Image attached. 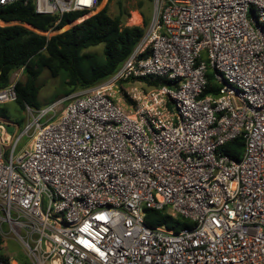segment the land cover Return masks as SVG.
<instances>
[{
    "label": "built area",
    "instance_id": "obj_1",
    "mask_svg": "<svg viewBox=\"0 0 264 264\" xmlns=\"http://www.w3.org/2000/svg\"><path fill=\"white\" fill-rule=\"evenodd\" d=\"M18 1L80 20L99 4L0 9ZM140 20L132 12L127 25ZM208 72L216 93H204ZM13 74L0 105L16 100ZM25 110L8 151L0 133V237L29 264H264V0H152L145 35L115 73ZM236 139L238 159L221 151ZM145 209L190 226L151 229ZM9 257L0 264H19Z\"/></svg>",
    "mask_w": 264,
    "mask_h": 264
},
{
    "label": "trees",
    "instance_id": "obj_2",
    "mask_svg": "<svg viewBox=\"0 0 264 264\" xmlns=\"http://www.w3.org/2000/svg\"><path fill=\"white\" fill-rule=\"evenodd\" d=\"M102 0H98L100 3ZM146 6V7H145ZM145 7V9H144ZM139 14L142 26H128L126 19L129 12L123 3L116 4L117 15L108 14L103 7L96 14L75 24L66 31L49 38L38 35L13 22L27 24L41 32L50 29L60 30L85 14L82 11L65 13L62 17L53 15H37L31 5L24 6L21 1L6 5L0 9V89L5 88L11 75L22 69L23 80L15 84V103L22 109L29 106L39 109L37 103V78L43 69H47L52 77L64 76L66 94L92 87L110 77L131 54L135 46L145 35L151 21L148 13L152 12V0H139ZM102 45L103 56L98 58L85 50ZM205 94L218 92L211 72L207 75ZM147 80V79H144ZM157 86V81L148 82ZM0 114L4 117L3 111ZM243 149L241 139L227 143L221 151L238 159ZM144 224L151 229L164 228L177 232L190 224L180 217H172L167 209L162 211L145 209ZM9 255L2 252L0 237V260L8 261ZM19 264H29L26 257H15Z\"/></svg>",
    "mask_w": 264,
    "mask_h": 264
},
{
    "label": "rangeland",
    "instance_id": "obj_3",
    "mask_svg": "<svg viewBox=\"0 0 264 264\" xmlns=\"http://www.w3.org/2000/svg\"><path fill=\"white\" fill-rule=\"evenodd\" d=\"M118 1H121L123 3V7L126 11L129 12V17L131 16L132 12H138L139 10L137 8L139 0H102L97 8L93 11V13L88 14V16L82 20H75L74 22L66 25L60 30H53L51 32L46 33V36L51 37L53 35L62 33L66 31L67 29L71 28L75 24L80 23L81 21L87 19L88 17L96 14L99 12L103 7H107L108 14L111 16L117 15V9L116 4ZM146 7V6H145ZM144 7V9H145ZM149 17H152L151 14L148 13ZM126 19V23H128V19ZM142 17L140 20V23L138 26H142ZM129 25L133 26L129 23ZM103 46L99 45L96 47L89 48L85 50L86 53H92L96 55L98 58L102 59L103 56ZM19 75L18 80H23L24 76L21 70L17 71ZM14 74H12L10 79H13ZM64 76L59 75L57 77H52L51 74L47 69H43L40 75L37 78L36 84L39 88L38 95H37V103L39 109H33L34 112H39L40 110L49 107L56 103L58 100L63 99L66 94V89L68 87L64 84ZM64 106V103H58L54 107V112L58 114ZM3 111L5 113V116L3 117L0 114V133H5L9 138L10 141L6 143V150L10 148V144L14 140L15 137H17L22 129L25 127V125L29 121V117L26 113L25 108H20L15 102L6 103L4 105H0V112ZM30 143V138L24 137L22 141L20 142L18 149L23 148L24 145H28ZM2 252L6 253L9 256L13 257H25L24 251L22 250V247L18 242H16L13 239H4L2 240Z\"/></svg>",
    "mask_w": 264,
    "mask_h": 264
},
{
    "label": "crops",
    "instance_id": "obj_4",
    "mask_svg": "<svg viewBox=\"0 0 264 264\" xmlns=\"http://www.w3.org/2000/svg\"><path fill=\"white\" fill-rule=\"evenodd\" d=\"M141 16V15H140ZM78 20V19H77ZM12 25H20V26H22V27H24V28H27V29H29V30H31V31H33L34 33H36V34H38V35H43V36H46V33H48V32H51V31H53V29H50L49 31H47V32H41V31H39V30H36V29H34L33 27H31V26H29V25H27V24H22V23H19V22H13V23H11ZM6 24L5 23H3V22H0V26H5ZM126 25H127V23H126ZM128 26H130V25H128ZM47 38H49L48 36H46ZM21 71H22V69H20ZM19 71V70H18ZM12 76V75H11ZM11 80V79H10Z\"/></svg>",
    "mask_w": 264,
    "mask_h": 264
},
{
    "label": "bare ground",
    "instance_id": "obj_5",
    "mask_svg": "<svg viewBox=\"0 0 264 264\" xmlns=\"http://www.w3.org/2000/svg\"><path fill=\"white\" fill-rule=\"evenodd\" d=\"M136 17V19H138V17L137 16H135Z\"/></svg>",
    "mask_w": 264,
    "mask_h": 264
}]
</instances>
